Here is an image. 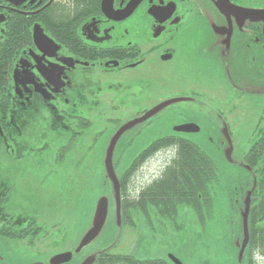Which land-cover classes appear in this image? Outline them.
Masks as SVG:
<instances>
[{
  "label": "flooded vegetation",
  "instance_id": "af4514ba",
  "mask_svg": "<svg viewBox=\"0 0 264 264\" xmlns=\"http://www.w3.org/2000/svg\"><path fill=\"white\" fill-rule=\"evenodd\" d=\"M15 2L18 6L0 0V264H49L63 253L51 252L64 236L58 240L52 233L50 215L57 205L50 182L68 166L79 175L86 150L102 149L97 161L105 173L106 149L116 132L173 100L178 102L126 131L112 158L121 221L127 219L135 229L134 217H139L143 229L140 246L136 241L126 255L142 247L144 262L151 258L163 264L171 251L164 252L162 245L148 253L149 230L160 226L157 213H176L179 207L166 206L171 202L164 184L155 192L148 187L163 182L169 164L129 199L133 179L165 143L176 149L227 148L225 127L234 149L239 142L232 134L244 128L245 102L257 104L259 111L243 150L264 146V137L253 142L264 128V0H113L114 11L133 2L119 20L102 14L98 0L97 9L74 17L60 38L44 28L39 16L69 0ZM35 24L57 51H38L32 39ZM24 30L29 41L21 46ZM167 109V116L177 119L172 133L142 140ZM184 126L194 133L173 130ZM214 133L222 138L209 137ZM246 152L241 159L248 165ZM110 202V211L116 210L114 199ZM181 209L190 212L185 205L177 212ZM250 260L261 264L255 254Z\"/></svg>",
  "mask_w": 264,
  "mask_h": 264
},
{
  "label": "rangeland",
  "instance_id": "374dc122",
  "mask_svg": "<svg viewBox=\"0 0 264 264\" xmlns=\"http://www.w3.org/2000/svg\"><path fill=\"white\" fill-rule=\"evenodd\" d=\"M241 105L244 107V116H242L241 120L244 128L241 132L232 134L233 137L231 136L233 140L239 142V145L236 144V147H234L232 154V159L235 161V164L237 162L236 160L241 158L244 152H246L243 150L245 146L244 143L247 142L246 140L250 136L251 126L259 111L257 104L250 103L252 107H248V103L245 102ZM171 109H167V111L160 115L161 119L159 118L160 120L155 121L152 126L148 128L145 134L146 136H143L142 140L150 141L153 137L172 133L170 129L176 125L177 119L176 117L167 116ZM165 115L166 118H162ZM123 119L125 118H121L120 120ZM209 137L218 138L219 136L214 133L213 135H209ZM197 138H199L198 140L201 143H204L202 137ZM201 145L200 149L213 160L220 174V183L217 187L216 219L210 225L206 237L197 243L195 241L197 239L196 234H184L182 238L179 236L177 238L174 237V239L172 237L169 238L171 234L173 235V233L176 232L183 234L184 227H191V224H189V226L186 225L187 218L175 224H170V226L164 221L165 219L161 218V220L157 218L160 221V226L151 227V232L155 239L149 241V243H153L152 247L155 248L163 245L164 252L171 251V255L178 259L181 264H235L237 255L234 250L236 226L231 230L227 221L232 217L233 223L235 224L237 222L238 215L235 214V211L231 208V204L232 207H235L233 201V199H235L233 183L236 176H242V172L235 165L226 162L223 154V146H210V144ZM175 149L176 148L173 146L164 148L162 152L152 158L148 165L142 168L141 174H138L137 178L133 179L129 199L136 197L138 190L148 185L150 181L158 178L166 170L167 164L170 163L173 154L176 153ZM101 150L85 151L86 161L80 168L79 175L77 168L68 166L65 172L62 173L65 176L63 179L66 180H60L61 176H63L61 174L57 181L50 182V185H52L51 191H53L51 194V201L54 205H57L56 208L51 211L50 215V223L52 221L53 225L52 233L54 236L58 237V240H60L61 235L64 236L62 241L52 246L51 252L53 253L58 251L64 252L69 249L73 250L77 246L83 232L90 223L96 198L102 194L103 191L107 190L108 181L104 177V171H102L103 165L101 163L99 165L97 161L99 151ZM48 189L49 188H47V191ZM236 200L238 199L236 198ZM61 205V209H58ZM187 213L188 214L185 216H190L187 221L192 223V214L191 212ZM157 216L161 217L160 212L157 213ZM152 218L156 219V217L153 216ZM138 219L139 217H134V221L138 222ZM46 222L48 221L46 220ZM111 222L112 221H110L104 235L86 247L80 254L74 256V259H72L69 264H82L83 257L92 255V253L106 247L111 240L108 238L111 236L113 237L115 232ZM122 228L123 233L121 241L118 246L111 251L112 254H127L133 248L132 245L135 244L136 241L138 242V237L142 234L138 227L132 229L129 225L124 226L122 223ZM197 234L199 236V232H197ZM150 238L153 237L149 236V239ZM175 251L182 260L175 255ZM21 255H24V248L20 250L19 259H22ZM164 259L166 258L164 257ZM93 264H96V261ZM167 264L171 263L167 261Z\"/></svg>",
  "mask_w": 264,
  "mask_h": 264
},
{
  "label": "trees",
  "instance_id": "16d2710c",
  "mask_svg": "<svg viewBox=\"0 0 264 264\" xmlns=\"http://www.w3.org/2000/svg\"><path fill=\"white\" fill-rule=\"evenodd\" d=\"M69 5L55 6L52 9H48L44 16H39L45 29H54L56 35L60 38L65 34L67 27L73 21L74 17L79 15L94 12L98 7V0H69ZM29 41V36L26 30L20 33L21 46L25 45ZM264 137V128L254 135L253 142L262 141ZM258 143V144H259ZM171 146L165 143L164 148ZM176 153L173 154L170 160L168 171L165 173L163 182H158L153 187H148V191H159V186H163L165 197L170 199V204H166L167 207L180 208L185 205L188 207L192 214L190 223L187 221L190 216L186 217L182 214V211L177 212L179 208L175 209L176 213L168 212L164 210L160 212L162 219L170 224L180 222L182 219L187 218L186 225L190 228H183L182 233H173L169 236L174 237L188 235H197L195 240L197 243L206 237L209 232L210 225L216 219V202H217V187L220 183L219 170L216 167L213 160L205 154L198 146L194 147H179L175 149ZM244 160L247 161V166L252 171L254 178L256 179V186L251 195L250 211L248 218L249 226V243L245 255L240 263L235 260V264H251L250 257L255 254L261 259V264H264V146H261L258 150L251 148L244 156ZM256 171V172H255ZM244 177L239 181L237 178L233 183L238 192L242 189H246V186L250 183L249 175L243 171ZM146 189V188H145ZM256 197V202H253V198ZM166 198V199H167ZM258 199V200H257ZM173 202V205H172ZM237 218V222L233 223V218L230 217L227 224L231 230L236 226L240 228V220ZM123 225H128L127 219L122 221ZM140 223V224H139ZM138 228L143 231L141 227V220L138 221ZM135 228V225L134 227ZM199 232V236L197 234ZM150 241L155 239L151 229L149 230ZM143 234L138 237L140 246ZM195 239V238H194ZM164 243V242H163ZM153 243L148 245V253L155 251V247H152ZM164 247V246H163ZM142 247H136L133 256H127L126 254H112L108 252L105 255L97 258L96 264H159L160 262L150 260L149 262L143 261V256L146 252L142 250ZM164 250V249H163ZM235 250V249H234ZM178 251V250H176ZM175 255L179 257L177 252ZM236 251V250H235ZM150 252V253H151ZM180 260H182L180 258ZM167 259H164L163 264H167ZM139 262V263H137ZM253 264V263H252Z\"/></svg>",
  "mask_w": 264,
  "mask_h": 264
},
{
  "label": "water",
  "instance_id": "95a60500",
  "mask_svg": "<svg viewBox=\"0 0 264 264\" xmlns=\"http://www.w3.org/2000/svg\"><path fill=\"white\" fill-rule=\"evenodd\" d=\"M5 2H12L14 6H18L19 3H14L16 0H4ZM133 2L129 3L127 7L122 11H114L113 10V0H101L100 3V10L102 14H104L109 19L119 20V15H126L132 7ZM129 10V11H128ZM32 39L34 42L35 47L38 49V51L42 54L46 53V50L57 51L58 47L53 43L52 40L47 38L43 32V29L38 25L35 24L32 28ZM45 56V55H43ZM178 101H167L163 102L160 105L156 106L152 110H150L148 113H146L142 118L131 121L125 125H123L114 135V137L111 139L105 154V162H104V168H105V179L108 181L107 184V192L102 195H99L96 198V201L94 203L93 212L91 215L90 223L87 226L86 230L83 232L82 237L80 238L77 246L72 251H66L60 254H57L53 256L49 264H68L72 261L73 256H77L80 254L86 247L94 243V241L98 240L102 235L105 233L106 229L108 228V225L110 221H112V225L115 229L113 237H111V240L107 244L106 247L101 248L100 250L92 253V255L87 256L86 258H83L82 264H93L99 256L105 255L108 252H111L114 250L119 242L121 241L122 237V221H121V215H120V195H119V183L117 180V177L115 175L113 165H112V158L114 154V149L116 146L117 141L119 138L130 128L146 122L148 119H150L152 116L160 112L161 110L165 109L166 107L176 103ZM191 126H184V127H176L173 130L176 132H185V133H194V131L190 130ZM222 135L227 143V148L224 147L223 154L226 162H228L231 165H235L237 168L240 169L242 172V176H236L239 181H241V178L244 177V172H246L249 175L250 183L246 186V189H242L241 192L237 191V188L235 185L234 187V206L233 210L235 211V214L238 215V218L240 220V228L237 227L236 229V236L234 239V249L236 250V258L237 262L240 263L245 255V252L247 250V246L249 243V224H248V218H249V211H250V200L251 195L255 189L256 186V179L254 178V175L252 171L249 169L247 165H245L241 158L235 161L232 159L233 154V147L231 144V139L227 133L226 128L224 127L222 130ZM219 138L221 139V133L219 134ZM243 170V171H242ZM235 182V181H234ZM236 198L238 200H236ZM115 201L116 210L113 209L110 211V201ZM112 205V204H111ZM182 214L186 215L188 214V211H184L181 209ZM179 211V212H180ZM190 213V212H189ZM109 215L110 220L108 223V217ZM167 259L172 264H181V262L176 259L171 254L167 256Z\"/></svg>",
  "mask_w": 264,
  "mask_h": 264
},
{
  "label": "built area",
  "instance_id": "2783aa9c",
  "mask_svg": "<svg viewBox=\"0 0 264 264\" xmlns=\"http://www.w3.org/2000/svg\"><path fill=\"white\" fill-rule=\"evenodd\" d=\"M58 1H64V0H58Z\"/></svg>",
  "mask_w": 264,
  "mask_h": 264
}]
</instances>
